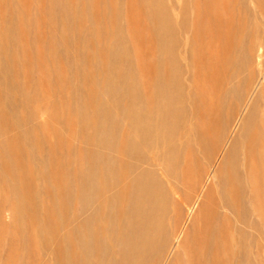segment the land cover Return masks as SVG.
Returning a JSON list of instances; mask_svg holds the SVG:
<instances>
[{
	"label": "rangeland",
	"instance_id": "obj_1",
	"mask_svg": "<svg viewBox=\"0 0 264 264\" xmlns=\"http://www.w3.org/2000/svg\"><path fill=\"white\" fill-rule=\"evenodd\" d=\"M0 264H264V0H0Z\"/></svg>",
	"mask_w": 264,
	"mask_h": 264
},
{
	"label": "bare ground",
	"instance_id": "obj_2",
	"mask_svg": "<svg viewBox=\"0 0 264 264\" xmlns=\"http://www.w3.org/2000/svg\"><path fill=\"white\" fill-rule=\"evenodd\" d=\"M152 136V135H151ZM142 142V141H141ZM137 149V148H136ZM136 152V151H135ZM201 198V197H200ZM234 203V202H233Z\"/></svg>",
	"mask_w": 264,
	"mask_h": 264
}]
</instances>
